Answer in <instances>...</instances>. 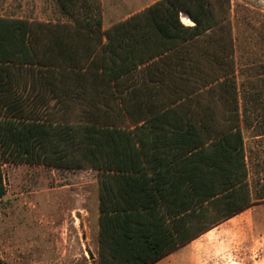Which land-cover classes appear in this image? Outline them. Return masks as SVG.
Returning a JSON list of instances; mask_svg holds the SVG:
<instances>
[{
    "label": "trees",
    "instance_id": "obj_1",
    "mask_svg": "<svg viewBox=\"0 0 264 264\" xmlns=\"http://www.w3.org/2000/svg\"><path fill=\"white\" fill-rule=\"evenodd\" d=\"M58 2L70 22L0 16V197L4 161L97 170V264H153L262 198L229 0H156L107 28L98 0Z\"/></svg>",
    "mask_w": 264,
    "mask_h": 264
},
{
    "label": "rangeland",
    "instance_id": "obj_2",
    "mask_svg": "<svg viewBox=\"0 0 264 264\" xmlns=\"http://www.w3.org/2000/svg\"><path fill=\"white\" fill-rule=\"evenodd\" d=\"M154 1L98 0L103 28ZM0 16L71 21L58 0H0ZM226 17L219 34L233 45L248 181L262 198L153 264H264V0H229ZM1 172L5 264H97V170L4 161Z\"/></svg>",
    "mask_w": 264,
    "mask_h": 264
},
{
    "label": "crops",
    "instance_id": "obj_3",
    "mask_svg": "<svg viewBox=\"0 0 264 264\" xmlns=\"http://www.w3.org/2000/svg\"><path fill=\"white\" fill-rule=\"evenodd\" d=\"M186 19L189 21V25L193 24V22L189 18H186Z\"/></svg>",
    "mask_w": 264,
    "mask_h": 264
}]
</instances>
